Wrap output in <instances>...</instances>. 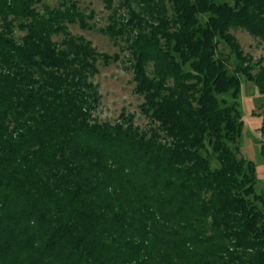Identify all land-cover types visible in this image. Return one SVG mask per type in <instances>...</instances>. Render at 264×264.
<instances>
[{"label": "trees", "instance_id": "1", "mask_svg": "<svg viewBox=\"0 0 264 264\" xmlns=\"http://www.w3.org/2000/svg\"><path fill=\"white\" fill-rule=\"evenodd\" d=\"M230 1L120 0L99 30L126 42L141 130L93 118L97 62L119 55L70 35L92 29L74 0H0V264H264V192L238 146L240 76L264 95V68L229 33L264 42V0Z\"/></svg>", "mask_w": 264, "mask_h": 264}, {"label": "rangeland", "instance_id": "2", "mask_svg": "<svg viewBox=\"0 0 264 264\" xmlns=\"http://www.w3.org/2000/svg\"><path fill=\"white\" fill-rule=\"evenodd\" d=\"M78 10L86 17V23L92 29H82L78 22L68 24L67 30L74 38L80 37L89 41L92 47L100 54L108 56L119 55L109 64L97 62V73L92 78L98 87L100 102L93 114V118L99 123H114L121 114L132 115L135 126L141 130H147L152 126L150 118L141 113L140 106L143 98L134 92L133 72L131 59L123 39H113L100 33V29L109 25V18L113 10H117V18L125 17L126 9L119 7L120 0H114L112 11L107 10L102 0H74ZM215 2L230 0H213ZM64 0H38L35 7L43 12V7L50 9L59 8ZM168 15L171 14L170 4H166ZM126 10V11H125ZM229 33L236 39L244 55L251 58L255 65L252 72L255 75L259 68H264V42L252 37L243 29H231ZM24 35L22 31H16L15 37ZM63 36H54L53 41L60 43ZM219 53L229 60V71L233 73L236 60L234 55L224 43H219ZM148 73L152 71L151 65ZM241 79L240 110L243 126L241 137L238 141L240 155L251 161L255 166L257 194L264 192V95H261L254 83ZM229 100V99H228ZM230 102V100H229Z\"/></svg>", "mask_w": 264, "mask_h": 264}]
</instances>
